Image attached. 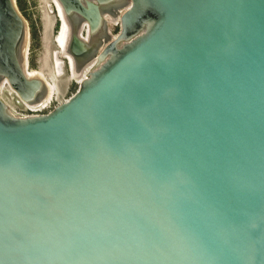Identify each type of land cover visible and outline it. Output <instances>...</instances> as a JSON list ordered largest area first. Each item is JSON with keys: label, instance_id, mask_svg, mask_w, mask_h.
<instances>
[{"label": "water", "instance_id": "water-1", "mask_svg": "<svg viewBox=\"0 0 264 264\" xmlns=\"http://www.w3.org/2000/svg\"><path fill=\"white\" fill-rule=\"evenodd\" d=\"M59 1L97 64L47 113L0 96V264H264V0ZM26 31L0 0V84L37 105Z\"/></svg>", "mask_w": 264, "mask_h": 264}, {"label": "rangeland", "instance_id": "rangeland-1", "mask_svg": "<svg viewBox=\"0 0 264 264\" xmlns=\"http://www.w3.org/2000/svg\"><path fill=\"white\" fill-rule=\"evenodd\" d=\"M15 1L21 15L27 22L30 67L33 69H41L56 91L55 98L50 106L45 110L36 112L47 113L59 104L69 100L78 91L80 84L71 77L67 60L59 55L55 37L58 33L60 22L54 11L55 8L52 6V0ZM109 19H111V23L108 24V33L116 36L120 32L119 19L113 20L112 17H109ZM57 54L61 60L60 64L54 62ZM83 71L86 74L88 68ZM0 89V96L15 112L23 116L31 114L30 110L27 109L22 103V100L13 93L8 85Z\"/></svg>", "mask_w": 264, "mask_h": 264}, {"label": "bare ground", "instance_id": "bare-ground-1", "mask_svg": "<svg viewBox=\"0 0 264 264\" xmlns=\"http://www.w3.org/2000/svg\"><path fill=\"white\" fill-rule=\"evenodd\" d=\"M52 3H53L52 6H54V8H55L54 11L56 12L57 17H58L59 22H60V27H59L58 33H57V35L55 37V42H56V44L58 46V49H59V55H61L62 57L65 58V60H67L68 68H69V72H70L71 77L74 80L78 81L79 84H81L82 81H84V79L87 78V75L89 74V72L96 66L97 57L96 56L93 57L92 59H90L85 64L83 70L88 68V72L86 74H84L85 71H82V74H81L80 78H75L73 76L74 68H75L74 59L72 57H68V55H66V54L63 55L66 52L68 44L71 41V37H72L71 28L69 27V23H68V21L66 19V16H65V13H64V9H63L60 1L59 0H52ZM128 7L129 6L123 8V9H126ZM105 17H106V20L108 21V24L111 23V21H110L111 19H109V17H112L113 20H116V19L120 20V15H118V17L115 18L112 15L107 14V15H105ZM61 25H62V29H61ZM84 32L86 33V28L83 30V33ZM59 55L58 54L56 55V57H55L56 59L54 61L57 64L61 63ZM21 63L23 65L24 71L27 73L29 78L43 80L45 82L46 86H47V89H48V94H47L46 98L41 103H39L37 105H31V104L26 103L24 101H22V103L27 107V109L30 110V112H35L36 113V112H38L40 110L47 109L50 106V104L53 102V100L55 98V95H56V91H55L54 86L47 80L46 76L44 75V73H43V71L41 69H33V68L30 67V62H29V32H28V30L26 31L25 39L23 40V44H22ZM55 66H56V64H55ZM5 85H8L10 87V89L13 91V93H15L17 95V97H19L18 94L11 88V86L8 83L7 79H3L1 81L0 88L4 87Z\"/></svg>", "mask_w": 264, "mask_h": 264}, {"label": "built area", "instance_id": "built-area-1", "mask_svg": "<svg viewBox=\"0 0 264 264\" xmlns=\"http://www.w3.org/2000/svg\"><path fill=\"white\" fill-rule=\"evenodd\" d=\"M31 114H28V115H24V116H30V115H36V114H42L44 112H39V113H35V112H30Z\"/></svg>", "mask_w": 264, "mask_h": 264}]
</instances>
